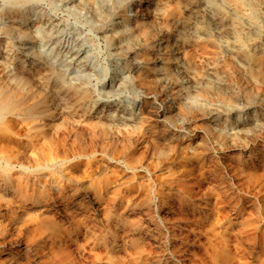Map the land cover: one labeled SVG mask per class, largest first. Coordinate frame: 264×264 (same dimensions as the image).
Instances as JSON below:
<instances>
[{"label":"rangeland","instance_id":"obj_1","mask_svg":"<svg viewBox=\"0 0 264 264\" xmlns=\"http://www.w3.org/2000/svg\"><path fill=\"white\" fill-rule=\"evenodd\" d=\"M0 264H264V0H0Z\"/></svg>","mask_w":264,"mask_h":264},{"label":"bare ground","instance_id":"obj_2","mask_svg":"<svg viewBox=\"0 0 264 264\" xmlns=\"http://www.w3.org/2000/svg\"><path fill=\"white\" fill-rule=\"evenodd\" d=\"M10 97L7 95L0 96V111L10 109Z\"/></svg>","mask_w":264,"mask_h":264}]
</instances>
